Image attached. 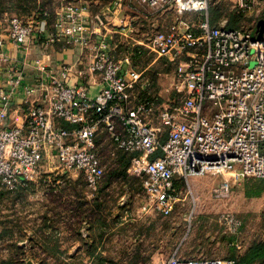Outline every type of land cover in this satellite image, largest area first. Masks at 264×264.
Returning a JSON list of instances; mask_svg holds the SVG:
<instances>
[{
  "label": "built area",
  "instance_id": "1",
  "mask_svg": "<svg viewBox=\"0 0 264 264\" xmlns=\"http://www.w3.org/2000/svg\"><path fill=\"white\" fill-rule=\"evenodd\" d=\"M230 1L237 14L252 19L251 24L230 28L224 21L213 23L210 12L215 0L113 3L111 13L117 17L129 11L132 19L146 14L174 19L169 31L156 29L142 40L134 38L132 22L124 23L126 14L121 22L128 27L132 56L141 48L156 61L175 67L167 102L157 92L159 77L150 75L149 68H125L111 54L108 36L100 29L108 23L97 16L100 28H90L95 20L85 1L59 16L56 34L47 42L67 39L79 48V56L55 68L42 58L35 60L29 64L36 73L33 85L4 52L7 40L0 30V69L12 73L6 82L11 89L0 88V184L9 191L39 179L58 184L63 174L76 171L95 193L108 159L116 158L118 151L137 153L134 160L143 167V187L151 206L170 215L177 202V183L192 177L228 173L233 182L264 179V33L258 37L264 0ZM47 17L45 11L39 16L0 18L9 42L28 50L31 40L48 30ZM137 89L148 91L147 95L138 98ZM16 93L30 100L21 126L7 120ZM48 158L55 163L40 171ZM213 192L229 195L230 180ZM223 222L235 230L241 227L234 216ZM160 264L236 261L173 255Z\"/></svg>",
  "mask_w": 264,
  "mask_h": 264
},
{
  "label": "rangeland",
  "instance_id": "2",
  "mask_svg": "<svg viewBox=\"0 0 264 264\" xmlns=\"http://www.w3.org/2000/svg\"><path fill=\"white\" fill-rule=\"evenodd\" d=\"M58 5V0H0V17L50 10ZM212 6L210 13L217 22L236 28L252 23V19L232 9L230 0H215ZM145 55L151 61L156 59L150 52ZM160 74L158 87L162 91L170 87L171 76L168 72ZM161 94L164 102L170 99L166 91ZM135 158L126 170L127 178L111 181V191L98 208L97 217L87 207L80 209L79 204L91 191L76 171L63 174L58 184L39 179L16 191L0 184V264H160L173 255L241 256L254 243L264 241V179L251 177L233 182L228 173L192 177L177 183L174 210L163 215L151 206L143 187V167ZM54 161L45 160L40 171L50 170ZM116 170H121L120 163L112 161L107 175ZM225 180H230L231 192L219 197L213 189ZM54 184L63 191L61 200L48 194ZM60 213L65 221L54 224L58 229L54 226L52 233L42 228L46 216L56 222ZM88 215L91 220H87ZM228 215L238 219L241 227H226L223 218ZM45 242L48 246L41 245ZM75 245L83 252L70 253ZM92 245L95 253L90 255L92 248L88 247Z\"/></svg>",
  "mask_w": 264,
  "mask_h": 264
},
{
  "label": "crops",
  "instance_id": "3",
  "mask_svg": "<svg viewBox=\"0 0 264 264\" xmlns=\"http://www.w3.org/2000/svg\"><path fill=\"white\" fill-rule=\"evenodd\" d=\"M84 1L87 2V4L89 5L90 14L92 18L95 20V22L93 23L91 22L90 28L92 29L100 28L99 23L96 20L97 16L100 18L102 17L103 19H105V22L108 23L105 25V27L100 29L103 33H105L108 36L107 42L110 47L111 54L116 58V60L122 63L123 67L141 69V70L145 68H149L150 75L158 76V77L161 76L160 73H162L163 76L168 75V74H164V72H168L170 73L169 76H173V73L175 71L174 66L165 63V61H161L157 65L156 59L151 61L144 57L146 56L145 55L146 52H144V50L141 52L140 50L141 48H138V50H136V53L133 56L130 54V46L132 44V41L130 39V34L127 33L128 27L127 26L122 27V23H121L122 19L125 17L126 14L127 17L126 19H124L125 20L124 23L130 24L132 22L133 27L137 32L136 35H134V38L138 40H142L143 36L154 32V30L156 29L169 31L174 24L173 18L153 17L151 15L147 16L146 11H144L146 16L143 17L141 16L140 19L136 16H134V18L132 19L133 15H130L129 11H126L125 14L119 15L117 17L111 13V10L114 8L113 3L115 2V0H58L59 2L58 7L47 10L48 13L47 19L49 24L48 30L45 33H42L41 35L40 34L36 35L33 38V40H31L28 50H25L23 48H15L9 42L7 35L8 34L7 27L6 25H3V20H1L0 18V30L3 32L4 37L7 40V44L4 48V52L14 58L18 70H22L25 72V74L28 76L26 78L28 84L33 85L35 83L33 76L36 73L33 67L30 66L35 60L42 58L48 64L50 63L52 67L55 68V64L63 61L73 62L79 56L78 55L79 48L71 43H68L67 39H63L61 41H58L50 45H47L48 44L47 42L54 34H56V30H57L56 22L59 16L62 14L70 13L72 11L71 6L79 5L81 3H84ZM156 67L157 69L155 70ZM57 74H59L58 71ZM11 75L12 73L10 71L0 69V88L5 90L11 89V87H8L6 84L8 78H10ZM157 88H158L157 89L158 92L160 88L159 87ZM168 88H165L162 91L160 90L159 91L160 94L164 93L165 91L168 93ZM147 92L148 91H143L141 89L136 90V94L138 95V98H141L142 96H146ZM29 105H30V100H28L24 96V94L16 93L14 95V99L12 100L10 115L7 118L9 124L12 126L23 125L24 115ZM106 179L107 178L105 177L103 178L100 188L97 190V192L90 193V196H88L86 200L87 201L86 205L85 206L83 205L84 210L87 207V210L90 213L97 211L96 205L95 203H93V201L96 198L103 200L106 197L107 193L111 191L112 188L111 184L105 183ZM48 194L50 195V193ZM88 216L89 218L87 220L89 219L91 220V216L90 215ZM61 221H65V216H62L61 213L58 219L56 220V222H55V218L52 217L49 218L46 216L44 221L42 222V228H44L46 231L51 229L49 231L53 233L52 228L55 226L54 224L57 222L59 223ZM70 223L73 224V222ZM90 226L91 225L89 223L88 228ZM81 232L82 230L79 229L78 233ZM55 233L59 235L63 234L62 232L59 231H55ZM87 243L90 242L88 241ZM69 252L73 253L74 255V254L82 253L83 249L81 246L75 245L72 246Z\"/></svg>",
  "mask_w": 264,
  "mask_h": 264
},
{
  "label": "trees",
  "instance_id": "4",
  "mask_svg": "<svg viewBox=\"0 0 264 264\" xmlns=\"http://www.w3.org/2000/svg\"><path fill=\"white\" fill-rule=\"evenodd\" d=\"M47 10H49V9L37 10V11L29 12L27 14H23V15L22 14H17V15L18 16H27V17H29V16H31L33 14H36V15L39 16V15L44 14V12L47 11ZM211 18H212L211 21L213 23H217V21H216L217 19H216L215 15L213 17L212 13H211ZM230 28H236V27H230ZM102 151L105 152L106 151V147L102 148ZM160 154H161V150H159L155 156H158ZM137 155H138L137 153L131 154V153H127V152H124V151H118L116 158L110 159V160L108 159L109 166L111 165V162L112 161H115L116 163H120L121 170H119V171L116 170V171L112 172L109 175H107L108 174V171H106L105 178H107L106 180H110V181H108L106 183L107 184H110L111 181H113V179H125V178H127V171L126 170H127L128 166H129L131 160L134 157H136ZM109 166H108V169H109ZM49 193H50L51 196H53V198L55 197L57 200H61L62 199V196H63L62 193H63V191L62 190H59L55 186V184L52 186V188L50 189ZM54 199H52V200H54ZM104 199L103 200H100L99 198H96L93 201V203H95V205H96L97 211L96 212H92V213H96V217H97V213H100V211L98 210V208H100L102 206V203H103L102 201H104ZM86 203H87V201L86 200L85 201L83 200L79 204V205H81V208L80 209H82L83 205L86 204ZM94 221L96 223H98V221H100V220L98 218H96V220H94ZM85 244H87V243H85ZM89 244L90 243H88V245ZM41 245L42 246H44V245H47L48 246V242H45V244H41ZM88 248H92V251L89 252L90 255H91V253H93V254L95 253V247H94V245H92V246H90ZM228 258H231V259L235 260L236 261V264H264V241H260V242L254 243L241 256H237V255L234 254V255H232L231 257H228Z\"/></svg>",
  "mask_w": 264,
  "mask_h": 264
},
{
  "label": "water",
  "instance_id": "5",
  "mask_svg": "<svg viewBox=\"0 0 264 264\" xmlns=\"http://www.w3.org/2000/svg\"><path fill=\"white\" fill-rule=\"evenodd\" d=\"M258 27H259V36L258 37L261 38L263 33H264V20H262L259 23ZM28 264H34V263L32 261H29Z\"/></svg>",
  "mask_w": 264,
  "mask_h": 264
}]
</instances>
